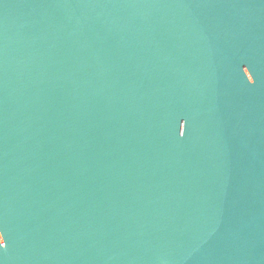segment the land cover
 I'll list each match as a JSON object with an SVG mask.
<instances>
[{
	"label": "water",
	"instance_id": "95a60500",
	"mask_svg": "<svg viewBox=\"0 0 264 264\" xmlns=\"http://www.w3.org/2000/svg\"><path fill=\"white\" fill-rule=\"evenodd\" d=\"M0 264H264V0H0Z\"/></svg>",
	"mask_w": 264,
	"mask_h": 264
}]
</instances>
